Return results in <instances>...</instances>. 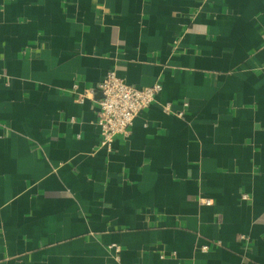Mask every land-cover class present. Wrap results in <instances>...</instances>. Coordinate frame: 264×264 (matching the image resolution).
<instances>
[{
    "label": "crops",
    "instance_id": "0c3cea01",
    "mask_svg": "<svg viewBox=\"0 0 264 264\" xmlns=\"http://www.w3.org/2000/svg\"><path fill=\"white\" fill-rule=\"evenodd\" d=\"M0 264H264V0H0Z\"/></svg>",
    "mask_w": 264,
    "mask_h": 264
},
{
    "label": "built area",
    "instance_id": "2783aa9c",
    "mask_svg": "<svg viewBox=\"0 0 264 264\" xmlns=\"http://www.w3.org/2000/svg\"><path fill=\"white\" fill-rule=\"evenodd\" d=\"M101 98L97 101L96 125L99 129L97 146L111 151L113 142L118 137H127L135 116L144 108L155 102L160 90L159 84L144 88H135L127 84L124 76L117 74L115 70H109L105 78L97 84ZM246 199V196H243ZM210 204V200H205ZM114 252V260H118L121 248L118 245H110ZM207 251L208 246L200 248Z\"/></svg>",
    "mask_w": 264,
    "mask_h": 264
}]
</instances>
